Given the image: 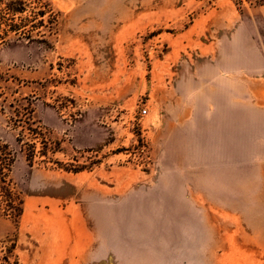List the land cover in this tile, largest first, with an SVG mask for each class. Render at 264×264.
Masks as SVG:
<instances>
[{
  "label": "rangeland",
  "instance_id": "1",
  "mask_svg": "<svg viewBox=\"0 0 264 264\" xmlns=\"http://www.w3.org/2000/svg\"><path fill=\"white\" fill-rule=\"evenodd\" d=\"M227 73L229 163L207 122ZM0 142L24 201L0 219V264H264L226 259L264 242L259 218L240 233L250 205L264 235V0H0ZM61 196L92 243L26 258Z\"/></svg>",
  "mask_w": 264,
  "mask_h": 264
},
{
  "label": "crops",
  "instance_id": "2",
  "mask_svg": "<svg viewBox=\"0 0 264 264\" xmlns=\"http://www.w3.org/2000/svg\"><path fill=\"white\" fill-rule=\"evenodd\" d=\"M226 80L225 78L222 79V84L219 85L218 91L219 94H216V96L211 97V100L209 102L211 108L219 107L220 110H222V113H214L216 112V109L212 110L213 114L210 116V119L207 120L209 123H216L220 124L222 127V132L216 136L215 141L217 142V148L219 147L227 157V162L229 163V160L233 162V159L235 157V114H234V108H235V101H234V94H233V85H234V78L233 76L229 79V73L226 74ZM219 100V102H218ZM221 103V104H220ZM200 118V117H199ZM225 129V131H224ZM210 130V127H209ZM214 147H216L215 144H213ZM187 147V146H186ZM242 184V183H240ZM238 184V185H240ZM231 185V184H230ZM227 185V187H230L233 189L234 184L231 186ZM236 186V185H235ZM234 190V189H233ZM23 201V200H22ZM242 202L246 205H249L242 197ZM47 203L46 201H43L41 204ZM62 204L64 206H62ZM24 201L22 204V215L20 216L19 220L24 215ZM249 216L253 218V221L249 220V222H246L243 220L245 228L242 229V235L249 234L248 233V225L258 221L259 223L255 225L256 229L260 230L258 235H261V238H264L262 229H260L261 219L262 217L259 215L258 212H261V207L259 208V211H252L251 207L249 205ZM48 212H51V217L54 219L53 223L51 224L52 227H54V232L51 234L45 233L44 236L39 239L37 242L38 244H35V246H30L27 249H24V256L28 259H32L35 257H40L42 262H45L46 260H52L53 254L57 252L58 257H64L66 258L67 253H70V258L73 260L75 257V250L83 252L91 243H92V234L90 230L86 227V221H84L83 216L80 215L76 205L71 202H62V196L59 197V199L54 202L51 205V208ZM49 217V215H46ZM241 226V225H240ZM38 227V226H36ZM238 229V227H237ZM45 230V229H44ZM75 231H78L77 233ZM238 232V234H240ZM231 233V232H230ZM25 234V233H24ZM233 234V231H232ZM36 241V239H35ZM34 241V242H35ZM76 243H80L79 249L78 246H76ZM57 246V247H56ZM260 249L264 251V242H259L257 244L249 245L245 242V239H239L237 242H232L229 245H227L226 250V259L228 262H236L237 259L244 260L245 258V251L248 253H254L256 249ZM65 254V256L63 255ZM67 257V258H69ZM57 264H60V260L56 261Z\"/></svg>",
  "mask_w": 264,
  "mask_h": 264
},
{
  "label": "trees",
  "instance_id": "3",
  "mask_svg": "<svg viewBox=\"0 0 264 264\" xmlns=\"http://www.w3.org/2000/svg\"><path fill=\"white\" fill-rule=\"evenodd\" d=\"M15 160V152L8 144L0 142V219H10L17 223L22 215L23 201L10 176ZM14 248L15 243L7 249L11 256Z\"/></svg>",
  "mask_w": 264,
  "mask_h": 264
},
{
  "label": "built area",
  "instance_id": "4",
  "mask_svg": "<svg viewBox=\"0 0 264 264\" xmlns=\"http://www.w3.org/2000/svg\"><path fill=\"white\" fill-rule=\"evenodd\" d=\"M142 114H143V115L145 114V111H144V110H142Z\"/></svg>",
  "mask_w": 264,
  "mask_h": 264
}]
</instances>
